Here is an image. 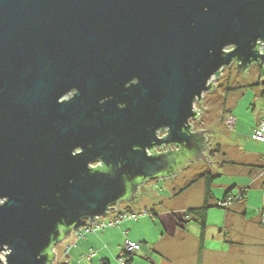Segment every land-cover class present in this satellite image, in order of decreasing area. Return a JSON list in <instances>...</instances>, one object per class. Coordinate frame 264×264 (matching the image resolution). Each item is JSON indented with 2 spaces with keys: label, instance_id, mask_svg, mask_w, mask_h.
<instances>
[{
  "label": "water",
  "instance_id": "water-1",
  "mask_svg": "<svg viewBox=\"0 0 264 264\" xmlns=\"http://www.w3.org/2000/svg\"><path fill=\"white\" fill-rule=\"evenodd\" d=\"M233 63L264 79V0H0V264H52L131 184L177 173Z\"/></svg>",
  "mask_w": 264,
  "mask_h": 264
},
{
  "label": "rangeland",
  "instance_id": "rangeland-1",
  "mask_svg": "<svg viewBox=\"0 0 264 264\" xmlns=\"http://www.w3.org/2000/svg\"><path fill=\"white\" fill-rule=\"evenodd\" d=\"M257 70V67L252 66L244 75L237 72L232 64L213 78L214 88L202 95L200 104L195 101L194 109L198 111L199 119L190 121V124L195 132L204 131L211 138L209 152L204 155L207 157L205 161L200 158L193 163L187 162L167 179L148 180L138 186L136 198L132 202L123 200L111 207L120 213H133L138 217L135 221L129 219L121 222L120 227L107 228L113 232L110 234L112 244L106 252L110 264H119L117 257L125 241H134L140 246V250L132 257L131 264H246L243 256L239 255L241 253H237L234 248L228 251L226 237H223L226 231L222 229V221L227 209L220 208L217 204L216 208L212 206V202L201 243L204 252L198 263V239L201 231L191 217L189 221L185 219L183 214L186 211L182 210L203 205L205 182L200 180L187 191H181L199 175L208 172L218 176L212 185L214 199L219 201L230 188L234 189L229 195L240 194L241 198L243 192L239 190L247 189L244 210L249 217L257 216V207L264 204V190L261 189L264 178L258 177L259 168L264 164V145L249 139L251 126L263 115L264 110V86L262 79L257 80ZM229 116L239 122L233 130L228 128V121H225ZM157 152L160 150L157 149ZM207 160L213 163H206ZM224 199L225 197L222 200ZM241 202L240 199L237 204ZM143 212L147 214L141 215ZM111 216L102 219L107 222ZM186 222L189 227L185 229L187 234H183L182 240L177 237V233ZM103 232L104 230L101 231ZM231 234L236 235L233 232ZM103 248L106 245L99 244L93 252H100ZM245 249L247 248L243 251ZM54 251L57 258L61 257V245H55ZM88 252L77 254L73 264H101L99 259L92 262L85 260ZM4 257L5 253H2L1 259L4 260Z\"/></svg>",
  "mask_w": 264,
  "mask_h": 264
},
{
  "label": "crops",
  "instance_id": "crops-1",
  "mask_svg": "<svg viewBox=\"0 0 264 264\" xmlns=\"http://www.w3.org/2000/svg\"><path fill=\"white\" fill-rule=\"evenodd\" d=\"M263 93H264V91H263ZM263 117H264V110H263V115H261L259 118H257L255 120L254 124L251 126L252 127L251 133H252L253 129L255 128V126L257 125V123ZM238 124H239L238 120H235L233 127H235V125H238ZM250 136H251V134H250ZM249 139H250V137H249ZM252 142H254V141H252ZM263 145H264V143H263ZM263 160H264V158H263ZM260 171H263V172L259 173ZM259 172H258V175H259L258 177L264 178V164L263 163H262V166L259 168ZM212 176L216 177V178L218 177L215 175H212ZM161 179H167V178H161ZM212 185H213V183H212ZM212 185L210 188L211 200L209 202V207H210L209 209H211V207L213 205H214V207H216V204L224 198V195L226 194V192L231 190V189H234V188H230V189L226 190V192L220 198V200L217 201L212 196ZM262 185H264V182L262 183ZM262 185H261V187H262L261 189L264 188ZM204 190H205V185H204ZM239 191H242L244 194L243 195V201L241 202V204H234V206H232L226 210L227 213L224 216L223 221H222V229H224L226 231L225 235L223 237H226V242H227L228 248H229L228 251H230L231 248H234L237 253H241L239 255L243 256L246 264H264V228L261 227L259 224V210H260V208H262V206L264 204L261 207L260 206L257 207L258 208L257 216L252 215L251 217H249L247 214V211L244 210V205H245V202L247 201L246 200L247 189L242 188ZM203 200H204V193H203ZM211 202H212V206H211ZM216 208H218V207H216ZM195 209H198V208H195ZM187 210H190V209H187ZM187 210L183 209L182 211H187ZM207 215H208V212H207ZM121 224L122 223H120L117 226L120 227ZM188 227H189L188 225H185L184 229L181 230L179 228V231L177 228V231H178L177 237L179 236L178 237L179 239L180 238L182 240L184 239L183 234H187L185 232V229ZM112 228H114V227H112ZM108 229H111V228H108ZM232 232L236 233V235L231 236V235H233V234H231ZM112 233H113L112 231H109L106 229V231L104 230L103 233H101V232L100 233H94L92 236L85 235L84 237L79 238L77 236V233L75 230L69 231L68 236L65 235V238H63L60 243H57L58 245H61V257L58 256L57 262H59L60 264H71V263L73 264L74 260L77 259V256H76L77 254L81 255L83 252L89 251L87 253V255L85 256V260L92 262L94 260L99 259V262L101 264H110L106 252L108 251L109 246L112 244L111 236H110V234H112ZM117 234L119 235L118 232H117ZM66 241H68L67 244H66ZM132 242H134V241H132ZM102 243L104 245H106V248H103L102 251H100V252L97 251V253L93 252L97 248V246H99V244H102ZM245 247L247 249H245V251H243ZM67 248H69L67 254L63 255L64 251ZM200 248H201V252H200ZM73 252H75V253L73 254ZM203 252H204V249L202 247V244L200 243V240L198 239V253H197L198 254V263H200L201 255L203 254ZM223 253H224V251H223ZM133 256H134V254L130 255L129 258L131 261L129 263H128L129 258L128 257L125 258L124 264H131L132 260H133L132 259Z\"/></svg>",
  "mask_w": 264,
  "mask_h": 264
},
{
  "label": "built area",
  "instance_id": "built-area-1",
  "mask_svg": "<svg viewBox=\"0 0 264 264\" xmlns=\"http://www.w3.org/2000/svg\"><path fill=\"white\" fill-rule=\"evenodd\" d=\"M199 114V113H198ZM228 124V128L230 130H233V126H234V122L235 119L232 118L231 116H229V118L227 117L225 120ZM226 124V123H225ZM250 139L254 142L263 144L264 143V118H262L257 125L255 126V128L253 129ZM240 194H236V195H229L228 197H226L224 200H221L217 203V206L220 208H224V209H228L230 207H232L234 204L238 203L240 201ZM107 214L102 216V217H97L95 218L96 220L93 222V224H90L89 221L87 220H83L81 225L77 228L74 229L77 233V236L79 238L84 237L85 234L87 233H97V232H101L107 228H112L115 227L117 225H119L121 222L125 221V220H137V215L133 214V213H125V212H118L117 209H109L107 212ZM114 213V214H113ZM111 214H113L111 216ZM141 215L147 214L146 212L140 213ZM105 216H111L109 221H105L102 218ZM259 224L261 227L264 228V206L259 210ZM67 248L63 255H66L68 252ZM140 249L139 244L134 243V242H129V241H125L124 245L121 249V252L119 253V257H117V262L119 264H124L125 262V258L127 256L133 255L136 252H138ZM53 253H54V260L52 264H60L59 262H57V253L54 251V247H53ZM3 264L5 263L4 260Z\"/></svg>",
  "mask_w": 264,
  "mask_h": 264
},
{
  "label": "trees",
  "instance_id": "trees-1",
  "mask_svg": "<svg viewBox=\"0 0 264 264\" xmlns=\"http://www.w3.org/2000/svg\"><path fill=\"white\" fill-rule=\"evenodd\" d=\"M258 73H259L258 75H260V71H258ZM256 85H258V84H256ZM262 85L264 86V79L262 80ZM215 179H216V177H213L210 173L205 172V173L199 175L191 183L187 184L183 188V190L181 191V192L187 191L189 188H191L195 183H197L200 180H203L205 182L203 205L200 208H198V209L187 210L183 214L185 219H188L187 221H189V218L191 217L192 221L194 220L198 224V226L200 228V231H201V234H200V237H199L200 243H202V240H203V237H204V234H205V230H206L207 212H208V210L210 208L209 207V202L211 200L210 188H211V185H212V183H213V181ZM138 184H139L138 182H134L133 184L130 185V187H129V196L135 195V190L138 187ZM262 186L264 187V185H262ZM232 190L233 189L227 191L226 194L224 195V197L226 198V196L229 195L232 192ZM181 192H179V193H181ZM243 195L241 197L242 201H243ZM187 224H188V222L184 223V225H187ZM184 225L181 226V228H180L181 230L184 229ZM68 231L69 230H64V234H66ZM200 252H201V248H200ZM127 257L129 258L130 256H127ZM130 261L131 260L129 258L128 263Z\"/></svg>",
  "mask_w": 264,
  "mask_h": 264
},
{
  "label": "flooded vegetation",
  "instance_id": "flooded-vegetation-1",
  "mask_svg": "<svg viewBox=\"0 0 264 264\" xmlns=\"http://www.w3.org/2000/svg\"><path fill=\"white\" fill-rule=\"evenodd\" d=\"M234 64V63H233ZM236 66V64H234ZM252 66H255L258 68L257 64H254ZM251 66V67H252ZM259 71V69L257 70V72ZM259 74V73H258ZM259 76V75H258ZM69 96V95H68ZM196 121V120H195ZM192 126V125H191ZM192 133H195L193 126H192ZM210 141L211 138L210 136H207L206 133H203L202 136L200 137V145H199V150H189V151H182L181 149H179L178 147H171L169 149V152L173 155H181L179 161H181L182 164L187 163L192 161L193 159L197 158V157H203V155H205L206 153L209 152V145H210ZM100 164L99 163H95L93 164V168H97Z\"/></svg>",
  "mask_w": 264,
  "mask_h": 264
},
{
  "label": "bare ground",
  "instance_id": "bare-ground-1",
  "mask_svg": "<svg viewBox=\"0 0 264 264\" xmlns=\"http://www.w3.org/2000/svg\"><path fill=\"white\" fill-rule=\"evenodd\" d=\"M236 204H237V203H236ZM233 206H234V205H233ZM263 206H264V205H263ZM263 206H262V207H263Z\"/></svg>",
  "mask_w": 264,
  "mask_h": 264
}]
</instances>
